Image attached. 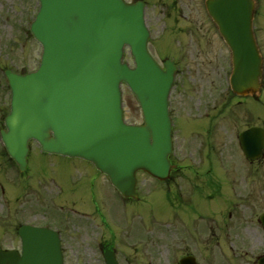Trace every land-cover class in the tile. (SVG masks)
Here are the masks:
<instances>
[{"label":"flooded vegetation","instance_id":"obj_1","mask_svg":"<svg viewBox=\"0 0 264 264\" xmlns=\"http://www.w3.org/2000/svg\"><path fill=\"white\" fill-rule=\"evenodd\" d=\"M138 1L150 54L161 67L176 66L168 179L123 199L83 160L69 159L64 169L47 160L44 175L47 154L30 152L20 171L0 140V251L21 258L38 244L36 231L47 228L49 241L59 238L63 264H264V78L256 97L232 92L233 54L206 0ZM254 1L253 35L264 64V0ZM37 9L38 0H0V133L10 110L5 72L28 71V27Z\"/></svg>","mask_w":264,"mask_h":264},{"label":"water","instance_id":"obj_2","mask_svg":"<svg viewBox=\"0 0 264 264\" xmlns=\"http://www.w3.org/2000/svg\"><path fill=\"white\" fill-rule=\"evenodd\" d=\"M211 16L237 53L236 88L257 86L260 59L250 35V0H209ZM31 32L42 44L39 69L9 75L11 112L3 141L21 166L35 140L41 150L92 162L125 197L134 195L135 173L162 180L170 150L168 94L173 71L160 69L146 50L140 5L121 0H40ZM130 48L135 68L121 62ZM140 105L144 123H124L120 83ZM42 264H61L60 257Z\"/></svg>","mask_w":264,"mask_h":264},{"label":"rangeland","instance_id":"obj_3","mask_svg":"<svg viewBox=\"0 0 264 264\" xmlns=\"http://www.w3.org/2000/svg\"><path fill=\"white\" fill-rule=\"evenodd\" d=\"M263 35H264V33H263ZM164 39H165V37H164ZM38 50H39V47L34 50L31 46H29V43H28V51H29L28 65H27L28 69H31L35 66L34 60H35L36 52ZM123 60L125 62H127L130 66L133 65V60L130 57L129 51L127 48L124 50ZM121 89H122L123 111H124L125 120L129 123H135V124L140 123L142 118H141V113H140L136 99L134 98V96L131 94V92L129 91V89L125 85H122ZM199 99L200 98L195 99V97H194V100H196V101H198ZM31 152H32V154H35V153L39 152V150L35 146H32ZM47 160H50L54 164V166L56 168H59V169H64V168H67L69 166V164L67 163L69 158H64V157H61L58 155L57 156H55V155H44V157L42 158L43 174L44 175L49 173V171L46 169V166H45V163L47 162ZM78 165L81 168L86 167L83 163H78ZM149 182H148L147 177L142 176L139 184H141L142 186L144 185V187H146V184L147 185L150 184ZM144 187L141 189L144 190ZM46 190H50V188H48L47 186L44 185V191H46ZM113 199L118 200L117 196L114 194H113ZM147 200L149 203V198ZM148 203H147V205H148ZM141 217H142L143 223L145 225H147L148 224L147 214H142Z\"/></svg>","mask_w":264,"mask_h":264}]
</instances>
